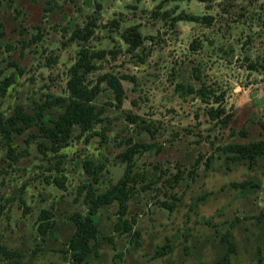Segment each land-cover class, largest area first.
I'll list each match as a JSON object with an SVG mask.
<instances>
[{"label":"rangeland","instance_id":"obj_1","mask_svg":"<svg viewBox=\"0 0 264 264\" xmlns=\"http://www.w3.org/2000/svg\"><path fill=\"white\" fill-rule=\"evenodd\" d=\"M132 28L142 39L130 50L120 34ZM79 50L99 54L84 83L117 77L121 103L99 82L97 119L56 145L41 126L62 111ZM19 108L33 122L9 126ZM259 140L264 0H0V246L16 253L0 251V264H257L264 160L234 161L223 147ZM127 156L123 214L117 201L99 205L93 247L72 261L63 250L71 215L87 208L85 166L97 194L124 176ZM41 210L52 214L44 235Z\"/></svg>","mask_w":264,"mask_h":264},{"label":"trees","instance_id":"obj_2","mask_svg":"<svg viewBox=\"0 0 264 264\" xmlns=\"http://www.w3.org/2000/svg\"><path fill=\"white\" fill-rule=\"evenodd\" d=\"M178 18L187 21L206 19L203 16L192 14H181ZM120 35L130 50H133L141 43V35L133 28L123 31ZM97 55H99L98 52L89 53L85 50H79L76 60L69 67V77L66 80V91L68 95L65 99L61 98V101L64 102L62 111L58 113L50 127L40 124L42 125L41 129L45 137H49L51 141H55L56 145H60L69 137L73 126H77L81 131H84L89 129L93 121L97 119V111L94 110V105L91 101L99 91V82L105 81L113 91L116 103H121L123 90L117 77L111 74H102L97 78V82L94 86L88 87V85L84 83L85 75L95 67V64L91 61V57ZM213 101L217 103L219 99L216 97ZM222 111L223 109L217 104L214 107L210 106L207 114L211 119H216L221 115ZM224 117L225 118H220V121L225 125L230 116L227 115ZM33 119V116L25 114L19 108L14 111L11 118H8V125L13 126L16 121H19L21 126L25 127L30 125ZM223 149L230 153L231 156H229V158L234 161L245 160L248 164L254 165L257 163L258 159L264 160V140L242 144H227ZM132 151L133 150L129 151V154H131ZM128 159H130V156H127L124 176L110 188L97 194L91 184L97 182L96 168L85 166V172L89 176V181L82 184L81 188L84 190V199L87 208L84 214L74 212L71 215L70 220L73 224V231L66 241L65 249L63 250L72 261L78 262L84 260L93 247L89 245V240L95 239L97 227L92 220V215L96 212L99 205L117 201L119 213L123 214L125 202L128 197L125 189V184L127 183L125 177L128 169ZM231 184L237 187H244L250 184V182L243 181ZM59 186L62 187L60 184ZM51 217L52 214L49 211H40L37 225L38 233L44 235L48 229L52 227L50 221ZM120 218L121 216L119 219ZM122 223L126 228L125 220L122 221ZM115 228H117V226ZM0 251H2L3 254L5 253L6 256L9 255L7 258H10V261L13 260V256L10 255H16L13 250H6L1 246ZM256 259L257 264H264V252H259ZM12 264H16L15 261H13Z\"/></svg>","mask_w":264,"mask_h":264}]
</instances>
